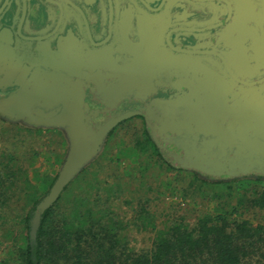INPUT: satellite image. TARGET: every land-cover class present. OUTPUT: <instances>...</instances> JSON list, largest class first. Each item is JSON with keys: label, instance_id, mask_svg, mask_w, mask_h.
Masks as SVG:
<instances>
[{"label": "flooded vegetation", "instance_id": "obj_1", "mask_svg": "<svg viewBox=\"0 0 264 264\" xmlns=\"http://www.w3.org/2000/svg\"><path fill=\"white\" fill-rule=\"evenodd\" d=\"M14 95L29 112L0 119L66 154L69 134L135 123L163 163L264 183V0H0V102Z\"/></svg>", "mask_w": 264, "mask_h": 264}, {"label": "trees", "instance_id": "obj_2", "mask_svg": "<svg viewBox=\"0 0 264 264\" xmlns=\"http://www.w3.org/2000/svg\"><path fill=\"white\" fill-rule=\"evenodd\" d=\"M85 170L40 213L33 237L32 222L40 211L37 204L47 191L37 195L36 184L19 163H2L0 205L18 204L23 199L27 209L13 216L16 229L7 231L10 246L0 264H264V223L234 216L237 206L264 208V190L251 196L241 194L232 210L203 214L193 225L181 220L158 227L144 205H138L130 223L113 208L120 183L111 185L94 179L76 191ZM193 173L200 183L223 184L228 189L237 186L234 183L244 186L247 180L252 181L210 180ZM9 220L7 212L0 213V223ZM135 227L154 231L149 247L135 248L131 244Z\"/></svg>", "mask_w": 264, "mask_h": 264}, {"label": "rangeland", "instance_id": "obj_3", "mask_svg": "<svg viewBox=\"0 0 264 264\" xmlns=\"http://www.w3.org/2000/svg\"><path fill=\"white\" fill-rule=\"evenodd\" d=\"M124 127L123 131L106 134L101 141V150L105 145L103 151L88 162L80 176L81 187L76 184L75 190L94 179L111 185L120 183L119 197H114L112 204L126 222L132 221L138 205H144L158 227L181 220L193 225L203 214L232 210L241 194L251 196L264 190V183L256 180H247L245 187L234 183L237 186L231 189L223 184L200 183L193 171L163 163L150 140L139 134L137 124ZM63 144V137L54 132L0 119V168L2 163H19L36 184L37 195L44 194L50 188V181L57 176L65 160ZM239 186L244 188L239 189ZM6 205H0V213L7 212L10 218L9 222L0 223V258L10 246L7 231L16 229L13 216L27 209L23 199L21 203L13 201L10 206ZM237 208L236 218L264 223V208L248 204ZM154 234L151 229L139 231L135 227L130 242L135 248H146L152 244Z\"/></svg>", "mask_w": 264, "mask_h": 264}, {"label": "water", "instance_id": "obj_4", "mask_svg": "<svg viewBox=\"0 0 264 264\" xmlns=\"http://www.w3.org/2000/svg\"><path fill=\"white\" fill-rule=\"evenodd\" d=\"M13 97L0 102V115L8 116L10 120L16 121L27 114L29 109L27 105L21 106L19 103H15L18 100V95H14ZM37 123L39 124V122ZM109 128L110 124L104 126L99 130V133L93 136V140L81 137L78 133L68 135L70 148L65 160L54 182L37 204L38 210L40 211L36 213L32 222L31 234L33 237H35L39 225L40 213L44 209L51 207L60 198L65 188L87 167L88 162L100 153L101 141H103Z\"/></svg>", "mask_w": 264, "mask_h": 264}]
</instances>
